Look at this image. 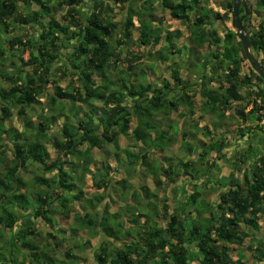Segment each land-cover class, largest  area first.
<instances>
[{
    "label": "trees",
    "instance_id": "1",
    "mask_svg": "<svg viewBox=\"0 0 264 264\" xmlns=\"http://www.w3.org/2000/svg\"><path fill=\"white\" fill-rule=\"evenodd\" d=\"M19 1L29 6L31 0H0V27L2 26L6 33L2 45L6 49L13 48L17 51L22 61L18 73L0 74L7 83H11L0 88V167H6L0 169V188L10 189L14 181L20 183L7 199V206L0 212V224L4 228H12L17 220V213L11 207L13 203L22 208H34L37 204L33 209V215L42 217L51 225L56 223L51 216L53 213L59 214L61 218L69 217V202L74 197L79 199L82 190L78 187L75 195L70 192L76 184L78 185L75 180L81 181L88 169L87 150H80V145L86 142L89 147L94 145L102 147L105 142H112L118 149V135L129 130L131 117L134 116L136 123L131 130L132 138L136 142H141L144 147L152 145L163 149L170 139L166 130L156 124L155 114L164 109L176 108L181 102L190 106L192 100L184 87L180 88L181 92L176 97H163L164 88H168L171 83L170 79L181 82L176 66L173 67L177 63L170 59L179 51L174 43L172 31H166L165 39L168 45L165 52L159 54L162 63L172 60L170 66L173 67L162 86L152 87L154 82L152 77L148 78L143 64L138 63L142 53L128 51L130 55L126 58L127 64L118 63L122 52L120 46L129 40L147 46H154L159 41L157 35L159 27H153L152 19L146 16L143 19L139 17L138 35L135 40L130 39L131 28L134 26L132 16L133 14L140 16V9L134 11L131 6L128 7L117 37L114 21L104 16L106 0H91V6L84 18L80 16L81 11L77 5L84 3V0H35L44 13L38 14L33 11L26 16L17 13ZM51 1L63 9L61 18H57L51 10L53 7ZM114 1L124 4L127 0ZM200 1L161 0L160 4L167 8L173 17L187 23L190 48L207 45L215 61L213 65L215 70L221 68L220 62H225L221 79L209 76L202 81L203 85L210 83L214 86V88L206 86L205 89L202 87V96L206 97V103H211V108L221 105L219 108L222 109L227 106L230 97L236 101L243 98V95L238 93L241 84L262 82L261 86L257 85L253 91V98L248 101L252 104L250 109L244 111L246 103L236 107L235 112L244 121L247 116L254 117L255 127L264 129V125L259 123L264 116L262 111L264 80L251 66L248 69L250 75L243 74L239 78L242 61L246 56L237 30L234 27H226L219 32L212 24L209 8L201 6ZM233 2L234 0H225L224 11L221 13L214 11V19L230 17L232 19ZM257 3L264 7V0H257ZM244 4H239L238 14L246 30L251 9L247 2ZM192 10L195 16L190 19ZM15 13L17 17L14 16ZM8 21L15 22L14 26L37 25L39 30L31 32V35L29 33L8 35L10 33ZM248 34L252 40V47L263 54L259 62L264 69V23L259 22L257 29ZM65 42L70 43L72 49L63 54L65 70L61 68L64 75L61 77L64 78L68 73L71 83L62 87L53 80V77L61 74H57L52 64L62 55L60 46ZM25 51L28 52V57L23 59L22 54ZM1 53H4V50H0ZM135 65L141 66L138 71L133 68ZM47 84L51 85L54 94L44 104L40 97L47 95ZM127 97L132 98L131 105L125 103ZM99 100L103 104L95 103ZM39 103L41 109L37 112L38 120L35 122L31 118L30 110L36 109L35 106ZM79 110L87 119L79 116ZM13 114L18 116L25 132L14 131L13 126L4 123ZM92 114L98 115L99 123L93 122ZM59 119L62 122L58 123V126ZM53 128L60 137L57 135L53 137L54 132L49 131ZM248 129H252L251 126H248ZM47 139L52 140L57 149V154L50 162H47L49 159L45 146ZM8 149L11 152L10 158L6 156ZM77 153L82 156L81 166L66 168L64 166L66 157ZM149 153L146 148L145 151L140 150L138 155L136 154L147 171L158 174L159 170H163L166 174L172 175L171 165L163 168L162 164H154V161L160 164L161 160L159 157H152L149 160ZM204 153L205 151L201 153L202 157ZM30 162L40 164L44 170L56 168L58 180L50 192H47L46 188H40L42 185L47 186L45 183L47 179L41 174L35 176L38 183L35 192L20 190L26 180L18 176V171L24 170ZM233 164L234 170L238 173L235 175L233 172L226 184L217 186V189L213 190L216 191V195L212 199L207 198L210 188L196 189L176 213L168 210L167 203H162L164 211L160 212L161 215L158 214L156 204L150 202L146 210L134 213L130 219L131 225L127 228L117 220L116 223H108L116 213H109L105 204L100 215L91 216L88 212L76 215L69 226L70 234L71 236L77 234L79 224L81 228L89 227L90 234H99L100 238L92 249L94 264H247L243 260L245 246L253 258L262 260L264 240L256 238L251 230L260 229L259 220L264 214V153L254 157L240 154L235 157ZM181 165L183 170L188 172L189 161H182ZM160 180L156 182L157 185L160 184ZM128 189L130 190L129 187ZM154 193L155 191L146 188L145 196L151 197ZM29 195H33V201ZM197 200H201L203 204L199 203L200 206L197 207ZM141 217L142 221L138 226L137 222ZM64 230L62 228L58 231ZM29 233H33L29 228L19 230L15 238L21 239L22 245L31 250V257L34 259L39 260L42 256L48 258L49 249H40L27 238ZM248 237L251 242L245 245L244 241ZM12 238L11 236L9 241H12ZM63 252L64 257L57 261L63 262L69 258V261L73 262L72 258H75V255L71 253L72 247H66ZM52 261L53 264L57 262L55 258Z\"/></svg>",
    "mask_w": 264,
    "mask_h": 264
},
{
    "label": "crops",
    "instance_id": "2",
    "mask_svg": "<svg viewBox=\"0 0 264 264\" xmlns=\"http://www.w3.org/2000/svg\"><path fill=\"white\" fill-rule=\"evenodd\" d=\"M160 1L161 0H158L159 3ZM33 2L36 3L35 0H31L30 4ZM116 3L121 4L119 1H116ZM141 4L143 12L139 13L140 16H138V18L140 17V19H143V17L146 16L147 18L152 19L153 27H159L158 23L160 21L154 19L152 15H149L151 13L153 14V12L150 11V9L153 10V0H142ZM199 4L201 6H206L202 5V0ZM21 5L26 7L23 2L19 1L17 13H21L26 16L27 13L25 14L21 10ZM17 13L14 14L15 17H17ZM8 22H10L8 25L10 33L8 35L17 34V26H14L15 22ZM28 24L30 23L28 22ZM136 27L138 26L136 25ZM158 31L159 34L157 35L160 38L161 29ZM0 32L6 35L3 27H0ZM116 32H118V29H116ZM172 33L174 37H178L180 35L179 30H175ZM166 34L167 33L165 31V35ZM189 45L190 43L185 47L187 49L186 55H177V52L172 55L173 58L175 57L173 61L177 63L176 65H173V67L176 66L181 82L179 83L176 82L175 79H170L171 83L168 88H164L163 97H176L181 92L180 88L184 87L187 93H190L191 95V104L189 106L188 104L181 102L177 104L176 108L171 110H161L154 116L156 124L159 125V128L166 130L167 136L170 139L168 144L161 149L157 147L155 148V146L152 145L150 147H144L141 145V142H136L131 136V130L136 123L134 116L131 117V127L129 130L126 133H120L118 135V149L115 148L112 142H105L102 147L99 145L89 147L88 143L84 142L83 145L79 146V149L87 150V159L89 160L87 164L88 169L84 173L81 181L75 180L78 185L76 184L70 192L75 195L78 187L82 190V195L79 199L74 197L71 198V201L69 202V217L61 218L59 214L53 213L51 216L56 220V223H59L60 226H56L54 224L51 225L42 217L33 215V209L37 206V204H35L34 208H22L16 203L11 204V207L16 211L18 217L12 228H4L0 224V264H12L13 262L9 259L12 261L15 260L14 263L16 264H53L52 260L54 259V256L52 253L55 247L58 246L55 243H63L66 241V243L69 244L68 241L70 239L74 242L76 241V238H82L81 243L83 245L78 244V246L84 248L87 244L86 241L91 240V237H93L92 240H94V247L100 238L99 234L92 235L90 234L89 227L84 226V228H81L79 224L77 234L71 236L69 226L75 220L76 215H84L86 212H88L91 216L96 214L100 215L104 211L105 204H107V211L109 213H116L118 215L119 209L123 210V215L127 218V225L125 227L127 228L131 225L130 219L133 217L134 213L146 210L148 207L147 204L150 202L156 204L158 214L161 215L160 212L164 211L162 203H167L168 210L176 213L180 211L190 194L196 189L203 190L204 188H210V192L207 193V198L212 199L216 195V191L213 190L217 189V186L226 184L227 179L231 177L234 172L233 160L236 156H239L240 154H247L254 157L260 153H264V133L257 132L258 128L255 127L256 123H253V117L247 116L244 121L235 112L236 107L246 103L244 111L247 112L250 109L252 104L248 101L254 96L253 91L256 89V84H241L238 88V93L243 95L241 100L236 101L230 97L225 108H219L221 105L211 108V103L205 102L206 97L202 96L201 90L202 87L205 89L206 86L211 88H214V86H211L210 83L203 85L202 81L209 78V76L221 79V76L224 74L223 64L225 62L216 61L220 62V65L222 66L221 68L215 70L213 66L215 65V61H213L210 53L211 51H209V47L207 45L200 48H190L191 46L189 47ZM7 52V54L5 52L0 54V74L1 72H7L9 74L15 72L17 73L16 69L21 68L18 52H13V48L7 49ZM184 56L185 58H183ZM7 60L8 62H6ZM178 60L182 62H179ZM11 62H14V65H12ZM171 62L172 60H169L168 63H162L159 60V64L155 66L153 64L151 66L142 65V67L145 68L148 78L152 77L154 81L152 87L162 86L166 81L165 79H168L166 74H161V69L165 68L170 73L173 69V67L170 66ZM61 64L63 65L64 63ZM15 65H17V68ZM62 65H60L56 70L57 74L62 73ZM140 67L141 66L139 65L133 66V68L137 71ZM20 74H22V72H20ZM243 74L250 75L244 60L242 61L239 78L242 77ZM0 78H2L1 75ZM4 81L6 84H3L2 86H8L11 84L9 82L7 83L6 80ZM58 83L62 87L68 86V84L71 83L69 80V74H66L64 78L58 81ZM213 84L216 85L215 82H213ZM2 86H0V88ZM47 88V95L45 97H40L41 102L44 104H46L50 96L54 94V90L50 84H47ZM95 103L99 105L103 104L101 100L95 101ZM125 103L131 105L132 98L127 97ZM33 110L35 109L30 110V115L36 122L38 120V116L37 113L35 114L33 112ZM79 111V116L81 115V117H85V119H87V116H85L81 110ZM224 117L229 123L227 127L222 126L221 123V120ZM92 118L95 124L99 123L98 115L92 114ZM238 119L239 121L235 125H232V123ZM19 122L21 127L14 125V131L20 132L19 130L22 128V125L21 121ZM61 122L62 121L59 119L57 124H60ZM248 126H251L252 129H248ZM54 129L55 128L49 130L50 132L53 131L55 133H53V137L54 135L60 137L56 134L57 132L54 131ZM122 139L125 141H122ZM45 143L46 149L49 153V159H47V162H50L57 154V149L55 148L52 140L47 139ZM7 145H10V143H7ZM146 148L150 152L148 155L149 160L152 157H159L158 159L161 160V163L158 164L156 161L157 165L162 164L163 168L167 165L172 166V175L166 174L163 170H159L160 172L155 174L147 171L145 165H141V162L136 157V154L138 155L140 150L145 151ZM165 148H168V150L165 151ZM8 151L10 150L8 149L6 151L7 157ZM164 151L168 152L169 155L166 156ZM190 151L194 153L193 160H191L192 158L188 159L186 156L183 157L184 154H187L188 152L190 153ZM204 151L205 153L202 157L201 153ZM81 157L82 156L78 153L69 154L66 157V161H64V166L70 169L72 167L79 168L82 164ZM164 159L166 160L164 161ZM182 161H189V166L187 167L188 172L183 170V166L181 165ZM4 168L6 167H0V169ZM25 171H28V176L23 174ZM37 174H41L47 179L45 182L47 186L42 185L40 188H46L48 190L47 192H50L58 180L56 168L44 170L42 166L36 162H30L24 170L22 169L18 171V176L26 180L25 185L21 186L20 190L24 192H35L38 188V183L35 179ZM159 179H161L160 184L157 185L156 182ZM31 183H33L32 186L30 185ZM93 184L95 186H93ZM123 184L125 185L124 187L122 186ZM18 185L20 186V183H18V181H14L12 188L5 189L2 187L0 189V212L3 211L4 206H7V199L11 197L12 191L17 189ZM165 185L169 188L168 194H170V198H168L167 195L160 197L157 193H154L151 197L145 196L146 188L150 191H154L153 189ZM121 187H123V189ZM128 187L130 188L129 193L124 196L123 191H125V188ZM29 196L31 201H33V195ZM75 201L77 203L76 206L74 203ZM84 220H86V216L84 217ZM140 221H142V217L137 222L138 226ZM85 223L86 222H84V224ZM25 228H29L33 232L27 234L28 239H31L40 247V249H49L47 250L49 252L48 258L42 256L39 260L34 259L31 257V250L22 245L21 239L15 238L17 232ZM62 228L65 229L63 232L58 231ZM57 232H59L58 235ZM11 236L13 237L12 241H9ZM37 250H39V248ZM55 259L57 261V259L61 258L58 257ZM69 260V258L63 262L58 260L56 264H72Z\"/></svg>",
    "mask_w": 264,
    "mask_h": 264
},
{
    "label": "rangeland",
    "instance_id": "3",
    "mask_svg": "<svg viewBox=\"0 0 264 264\" xmlns=\"http://www.w3.org/2000/svg\"><path fill=\"white\" fill-rule=\"evenodd\" d=\"M84 1H85L84 3L77 4L78 8L81 11L80 16L82 18H84L86 16V14L88 13V8L91 6V0H84ZM106 1H107V6H106L105 11H104V16L107 17V19H111L112 21H114L116 29H119L121 27V24L123 23L126 15H127L128 7L131 6L132 10L134 9V11L140 9L141 12H143L142 9H141L142 0H127L126 2H124V4H118L114 0H106ZM256 1L257 0H244V2H247V4H249V7L251 9V14L249 15L247 23H246V30L244 29V31L247 32V33H251L253 30H256L257 26L259 25V22L264 23V7L259 5V4H257ZM223 3H225V0H202V5H206L207 7H209L212 24L214 25V27H216L219 30V32H221L223 28H226V27L231 28V27H233L231 25V21H232L231 17L230 18H226V19H220V18L219 19H214V17H213L214 11H219L220 13L223 11V9H224L223 8ZM50 4L53 5L51 10L54 11V13L57 16V18H61L60 14L63 11V9H61L57 5V3H55V2L51 1ZM28 5L29 6H26V7H23L22 5L20 6L21 10L25 14L26 13H31L33 11L38 12V14L44 13V10L41 7L39 8L38 4L33 2L32 4H28ZM152 7H153V10L150 9V11L153 12L152 15H154L152 17H154V19H157V20L160 21L158 23V25H159V27L161 29V36L159 38L158 43H156L154 46H147V45L139 44L138 42H132V40H129L128 43L120 46V49H122L121 50L122 52H121V59L118 61V63H121L122 65H126L127 64L126 58H127L128 55H130L128 53V51H129L131 53L132 52H139V53L143 54L142 57L140 58V61L138 62L139 64L142 63V64L146 65L147 63H151L154 66L158 65L159 64V54L161 52H165V50L167 48V45H168V42L165 39V31H167V30L172 31V32L175 31V30H179L180 31V35L178 37H174V43L179 48V51L176 54L177 55L178 54L186 55L187 49L185 47L188 46V44L190 43V39L188 38L189 37V29H188L187 23H185L184 21H182V20H180L178 18L173 17L170 14V12L168 11L167 8L164 9V7L161 6V4L158 2V0H153ZM190 13H191L190 19H193L194 16H195L194 15V10L190 11ZM230 16H231V14H230ZM132 19H133V22H134V26L131 28V30H132L131 39L135 40L137 35H138V28L136 27V25L138 26L139 25L138 23H140V21H139V18H138L137 14H133ZM38 30H39V26L37 27V25H34V26L33 25H26V26H19V27L17 26L16 27V31L18 33H21V34L29 33L31 35V32L35 33ZM33 33H32V35H33ZM116 36L117 37L119 36L118 32H116ZM5 37H6V35L4 33L0 32V50H4V52L7 54L9 52V50L7 52L6 47H4L2 45L3 44V40H4ZM111 43H113V39L111 40ZM69 44L70 43L65 42L64 44H62L63 46H60V48L62 50V55H60L58 57V60L56 62H54V64H52L53 69L57 70V68L60 65H62L61 64V63H63L62 61H65V58H64V55H63L64 52L72 49V48H70ZM126 46H127V48H125ZM1 47H2V49H1ZM251 50L254 53V55L258 58V60H259V58H261L263 56L262 52H260V51L258 52L252 46H251ZM13 52H15V51L13 50ZM27 53H28L27 51L24 52V54L22 56L23 59H26L28 57ZM183 58H185V56ZM170 59L173 60V59H175V57L173 58V56H171ZM0 60H1V58H0ZM19 61H20L21 65H22V61L20 60V58H19ZM244 61L246 63L247 69H249L250 64H249L248 60L245 59ZM6 62H8V60ZM179 62H182V61H179ZM11 64L14 65V62H11ZM15 66L17 68V65H15ZM61 67H62L63 70H65V65L64 64ZM19 70H20V68L16 69L17 73L19 72ZM161 74L162 75L166 74V77H169V71L166 70L165 68L161 69ZM61 76H64V75L61 73V75L57 76L56 78L53 77V80L58 82V81H60L62 79ZM65 79H68V78H65ZM3 84H6V82L2 78H0V86H2ZM257 85H262V82H260V84H256V87H257ZM5 86H7V85H5ZM36 107L37 108L35 110H33V112L35 114L38 111H40L41 103L36 105ZM66 113L68 115H70L67 111H66ZM35 114H32V115H35ZM19 121L20 120H19L18 116L13 115V116H11V119L6 120L5 123L8 126L16 125L18 127H21ZM238 121H239V119L237 121H234L232 123V125H235ZM221 123H222V126H226V127L229 124L228 121L225 119V117L221 120ZM253 123H254V117H253ZM219 127H220V125H219ZM19 131L20 132H25V129L21 128ZM257 132L258 133H264V129H257ZM122 141H125V140L122 139ZM167 150H168V148H165V151H167ZM165 151H164L165 155L166 156L169 155L168 152H165ZM7 155H8V157H10V155H11L10 151L7 152ZM180 155H181V153H180ZM184 156H186L188 159L192 158L191 160L194 159L193 158L194 157V153H192V151H190V153L188 152L187 154H184L183 157ZM165 160L166 159H164V161ZM154 164H156V161H154ZM30 168H28V169H30ZM27 173H28V171L23 172V174L25 176H28ZM236 173H237V170H234V174L235 175H236ZM93 186H95V185L93 184ZM168 189L169 188H167L166 185H165V186H159L158 188H155L153 190L160 197L161 196L163 197V196L167 195V197L170 198L169 197L170 194H168V192H169ZM203 190H206V189L204 188ZM127 193H129V189L125 188V191H123L124 196L127 195ZM200 201L201 200H197V202H196V206L197 207L200 206L199 203H202ZM74 203H75V206H76V204H77L76 201ZM123 214H124L123 210L119 209V214L118 215L116 214L115 216H113L112 219H109L108 223H113V222L116 223V220H117V221H120L124 225V227H126L127 218ZM259 223H260V229L251 230V231H252V234L255 237L257 236L256 238L260 237V238H262L264 240V214L261 216V219L259 220ZM54 225L60 226L59 223H54ZM71 225H72V223L70 224V226ZM58 234H59V232H57V235ZM92 239H93V237H91V240H87L86 241L87 244L85 245L84 248L78 246V244L83 245L81 243L82 238L81 239L76 238V241H74V242L70 239L68 241L69 244H67L66 241L63 242V243L61 242L60 245L55 247V249H54L52 254H53L54 258H58V257L62 258V257H64L63 250L66 247H72V252L71 253H73L75 255L74 256L75 258H72V260H73L72 264H94L95 261H94V258L92 256L93 255L92 249H93L94 240H92ZM250 242L251 241L249 240V237H248L244 241V244L246 245V244H248ZM73 244L75 246H73ZM47 254H49V252ZM233 257L234 258L236 257L235 256V251H233ZM243 260L247 264H264V259L258 261L255 258H253L252 255H251L250 250L246 246L244 247V259Z\"/></svg>",
    "mask_w": 264,
    "mask_h": 264
},
{
    "label": "water",
    "instance_id": "4",
    "mask_svg": "<svg viewBox=\"0 0 264 264\" xmlns=\"http://www.w3.org/2000/svg\"><path fill=\"white\" fill-rule=\"evenodd\" d=\"M245 5L243 0H234L232 5V21L231 25L237 30L238 37L240 39L244 55L248 60L250 66L263 78L264 80V69L262 68L258 58L254 55L251 50L252 40L247 32L244 31L242 21L239 18L238 6L239 4Z\"/></svg>",
    "mask_w": 264,
    "mask_h": 264
},
{
    "label": "built area",
    "instance_id": "5",
    "mask_svg": "<svg viewBox=\"0 0 264 264\" xmlns=\"http://www.w3.org/2000/svg\"><path fill=\"white\" fill-rule=\"evenodd\" d=\"M259 101V99H257ZM264 112V109L262 110ZM262 125H264V116L262 117V119L260 120V122Z\"/></svg>",
    "mask_w": 264,
    "mask_h": 264
}]
</instances>
